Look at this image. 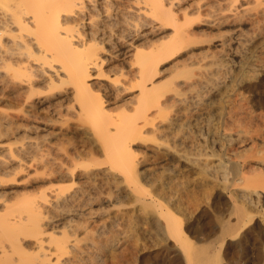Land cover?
<instances>
[{"label":"bare ground","instance_id":"obj_1","mask_svg":"<svg viewBox=\"0 0 264 264\" xmlns=\"http://www.w3.org/2000/svg\"><path fill=\"white\" fill-rule=\"evenodd\" d=\"M262 2L0 0V100L6 101V107H0V134L20 140L17 159L0 157V187L21 172L30 177L31 170L35 179L40 174L51 183L46 189L21 197L16 207L5 200L0 202L4 205L0 208V236L8 239L14 249L32 236L38 250L33 264L100 263L103 225L90 223L94 214L91 193L85 185L72 189L59 185L74 180L75 166L80 165V159L79 163L75 160L77 150L61 148L60 138L68 135L62 128L69 125L73 131L92 135L94 139L88 140L91 138L94 146L102 149L110 172L122 174L128 182L137 176L132 146L137 139L148 136L175 151L186 165L195 167L204 183L210 184L207 188L214 192L209 209H203L197 217L196 242L190 239V232L174 210L173 189L166 195V207L147 200L148 209L151 206L158 213L156 223L164 229L163 238L171 252L167 264H264V100L246 99L242 93L229 96L228 92L216 116L218 125L212 127L210 117L203 124L200 121L205 120L201 110L207 107L202 99L211 90L215 74L210 78L208 74L204 82H174L171 79L178 73L164 77L159 75L162 69L158 70L164 60L192 50L202 41L200 37L206 31L199 25L219 27L233 21L238 23L237 32L252 6ZM234 37L239 36L236 33ZM224 43L220 39L212 44L223 47ZM194 54H186L190 63H194ZM39 123L43 127L56 124L58 128L29 135L30 131L38 132ZM18 132H23L20 137ZM211 135L221 136L219 146L227 152L215 165L206 159L199 161L200 155L207 156L204 145L209 147ZM27 154L31 155L29 162L24 158ZM91 173L80 174L81 179L89 180ZM143 196H138L139 201L146 200ZM221 196L226 198L222 199L224 203L219 200ZM62 211L78 221L71 222L59 235L48 233L45 237L48 226ZM158 215L163 216L162 221ZM89 223L95 230L86 237H77ZM5 254L1 249L0 259ZM126 261L128 264L130 260Z\"/></svg>","mask_w":264,"mask_h":264},{"label":"rangeland","instance_id":"obj_2","mask_svg":"<svg viewBox=\"0 0 264 264\" xmlns=\"http://www.w3.org/2000/svg\"><path fill=\"white\" fill-rule=\"evenodd\" d=\"M261 4L257 5L256 7L252 6L253 11L252 10H249V12L247 11L248 12L247 17L245 15L246 18L244 17V21L242 20V23L240 22L241 26L240 25L239 26L241 28L240 30L238 29L239 31L237 30V32H236V29H237L236 25L238 23L237 22L233 23V21L232 23L229 22L224 25H220L219 27L218 26L209 27L210 29L204 27L203 25L202 26L199 25V29L201 28L202 30L203 28H205L206 33L204 31L205 34L200 37V40L202 41H200L198 44H195V47L193 46L194 48H192V50L190 48L191 51L188 49L189 52L194 51V53L195 52L197 53V54H194L196 55L194 57L197 58L201 56V58H197V59L192 57V62H193V59H195L194 63H190L188 57L186 58V56H188L186 54L189 53L186 49L182 53L179 54L180 56L177 55L178 57L177 56L171 57L169 59L164 60L163 62L159 64L158 70L162 69V72L160 71L159 75L162 74V76L168 77V75L178 73L171 79L174 82L175 81L176 82H180V81L181 82H194L195 80H196L195 82L197 81L204 82L206 78L208 77L210 78L211 75L214 76L213 74H215L214 77H211V80H212L211 82H213V85L210 87L211 90L208 91L203 96V99H202L204 102V105H206L207 107L204 106L203 110H201V112L203 113L201 117H203L202 119L205 118V120H201L200 123L202 121L206 122L207 121L206 118L208 119L210 117L212 120L210 119L209 122L210 124H213L212 127H215L218 125L217 117L221 111L220 104L223 102L224 100L223 98L228 96V92L230 93L229 96L233 94H239V95L243 94V96L246 99L248 98L250 100H255V99L264 100V17H262L264 15L261 14L262 12H264V11H261V10H264V2H262ZM260 6H261V9L258 8ZM232 9H234V7H232ZM258 11H260L261 13H259ZM230 12L232 13L233 11L231 10ZM256 12H258L259 14L257 13V15H255ZM249 16L251 17L248 18ZM206 29L207 30L209 29V30L207 31ZM234 29H235V32H233ZM207 32L208 34H210L211 37L207 35ZM236 33H237V36L239 37H234L236 36ZM209 38L211 40L206 41V39H209ZM220 39L225 42L224 46L215 47L214 45ZM214 42L215 44H212ZM237 42H239L240 44ZM210 47L211 49H209ZM221 48H224V50L223 49L221 50ZM215 49H218V50H215ZM202 55H205V56H202ZM180 57H182L183 61L180 59ZM187 59L188 61H186ZM198 59H201V60L198 61ZM174 60H176L177 62ZM177 63L179 67H177ZM179 63L181 64L179 65ZM169 70H171V72ZM163 71L164 73L167 71L169 72V74L167 72L164 74ZM201 76H203L204 79L201 78ZM199 78L201 79V81ZM0 102H1L0 107L2 106L5 108L6 101H3L1 99ZM3 103L5 105H3ZM205 111H208V112H205ZM211 113L214 114L213 116L214 118L216 116L217 117L213 119L211 116L212 115ZM56 124L46 125L45 127H43V125H40L39 123L41 127L37 130L38 132L30 131L32 133L29 132L30 134L29 133L28 134L31 136L32 135L35 136L38 133V135H40L42 133L44 134V132L46 133V131H49L50 129L53 130L54 132V129L56 130V128L59 127V123L56 122ZM55 125L58 127H56ZM51 127H53L54 129ZM69 128H71L70 131H68ZM40 129L42 131H40ZM73 130L74 129L72 127H69V125L63 126L62 131L67 132L69 136L68 135L64 137L61 136L63 138H60V139L61 140L68 139L69 141L64 140L65 142L66 141L67 142L63 143V140L62 141L60 140L62 142L61 148L66 151L69 150V152H74L75 150H77L78 153L81 152V154L79 153L80 155L77 153L78 157L75 156V160L76 161L78 160L77 162L79 163V159H80V165L82 163L84 166L83 165L80 166L79 164L75 166V174H76L75 177L77 179L74 177V180H71V181L66 180L65 182H59L62 184H59L58 182L56 183H58L59 185H61L63 188H66V189H72V188L85 185L86 187L85 186L84 187L91 193V198H93L91 199V202H93L91 203V208L94 214H93V217L90 223L94 222L91 224L92 226L93 225H99V226L103 225L101 227V229L103 228L101 230L102 237L100 238L102 240V248H101L102 254H101V261L99 264H126L127 263L126 260H130L128 264L129 263L130 264H167L166 261L171 255V252L168 247V244L165 242V238H163L164 229L160 228V225L157 224L155 221L158 213L156 212V209H154L151 206L149 207L150 209L149 211L148 201L151 202L155 200L157 202H161L159 204L166 207L168 206L166 198L169 194L172 193V189H173L172 195L175 198L174 204L176 203L175 205H173V207H175L174 210H176V213L181 216L183 225L188 229L187 233L190 232L188 234L190 239L193 241L197 237V233L195 229L197 227L196 225L197 217L201 214L203 209H209L208 205L211 201L214 191H211L209 190L210 188H207V187H211V186H208L210 184H206L207 183L206 181L204 183L202 178L197 174V172H195L196 169L194 166L186 165L185 160H183L182 157H179V155L176 154L175 151H173L170 148H166L164 144L158 145L155 141H152L148 136H146L143 139H137L135 141V144H133L132 146V149H134V152H135L134 160H135V163H137V165L135 166L137 176H136L135 181L130 180L128 182V180L124 179L122 174L117 173V172H110L109 170L110 165L108 161L105 159V157L102 155V149L96 144L94 146L93 143L95 142L92 140L94 139L92 135L86 132L79 133ZM213 131H215V129ZM22 133L23 132H18L17 135L20 137ZM17 135H15L14 137H18ZM211 136H214V137H211ZM211 136H208V141H207L209 142V145L207 143V146L209 147H206L204 145L205 147L204 149H206L205 152L207 153L206 154L207 156H205L204 154L200 155L199 161L202 163L203 161L207 160L209 164L215 165L216 163H218V159L220 158L224 159L226 157L227 152L223 150L224 148L222 147L220 148L219 146L220 145L219 139L221 136L219 135H216V136L211 135ZM89 137H91L92 139L90 138L88 140ZM82 138L84 139V141ZM17 139L18 138L15 139L13 137L6 138L4 134L3 135L0 134V157H5L7 155V158L17 159L16 151H18L19 149L18 146L20 145V142H19L20 140H17ZM211 139H213V141H211ZM214 139L215 141L217 140V142H215ZM81 140L82 142L88 141V143L90 142V144H88L87 142H85L86 145L84 143L82 144ZM211 142H213V145ZM210 143H211V146L213 147L210 146ZM83 145H84V148H83ZM76 146L79 147L80 149L76 148ZM96 146L98 147V149ZM166 149H169V150H166ZM90 151L93 153L89 154ZM209 153L211 154L209 155ZM29 156L31 155L27 154L24 157L25 160L28 159L27 160L28 162L30 158ZM31 168L33 169L34 167H31ZM171 168H172V171H171ZM32 171L33 170L29 172L31 173L29 175H31L30 177L33 179L26 176L27 172L24 171V172L17 174L14 177V179L9 180L8 182L4 183V185H1L0 192L1 191L5 192L4 193L5 195L2 192H1L2 194L0 193V196H2L0 198V202L5 200V201H8L6 203L10 204L11 207L12 206L16 207L18 205L17 203L19 202L21 197H23L24 195L35 194V192L37 193V190H40L43 188L46 189V187H48V185L51 184V183H47L46 178L44 177L45 178L44 179L40 174H37L38 176L35 179V177L33 176L34 171L33 172ZM91 171H92L91 173L92 178H90L89 180L84 179V178L81 179L82 175L80 174L86 173V172L90 174ZM34 179L36 181H34ZM206 179L209 180V176H207ZM87 181H90V183ZM134 183H136L137 186ZM137 183H139L140 186ZM166 187L168 188L166 189ZM134 189L136 190L138 195L136 194ZM93 194H95L94 197H92ZM140 194L141 196L145 195L143 196L146 198L144 202L141 200L139 201L138 196H140ZM224 198H225L224 196H221L219 200L224 203V201H222V199L226 200V198L225 199ZM141 202H143V204ZM1 205L2 203H0V208L4 206L2 205L1 207ZM62 212L59 213L60 215L58 214L59 217L55 218L54 220L55 222L53 221V223H51L48 226L46 230L47 234H45V237L48 235V233L59 235L61 231L69 228V225L71 222L73 223L74 221L76 222L77 220L76 217L69 216L71 214L69 213L67 214L66 211H62ZM154 214L156 215L154 216ZM158 217L162 221L163 216L158 215ZM90 223H89L87 230L78 231L79 234H77V237L79 238L86 237L88 235V232L91 233L93 231L92 229L95 230V228H90L92 227ZM154 224H155V227L157 226V228L161 230L155 228ZM186 224H188L189 226ZM84 231L85 233H82ZM190 234L192 235L190 236ZM193 234H196V235H193ZM7 241L10 242L8 239H5L0 236V250L4 249L6 252L5 257L3 259H0V264H5V263L6 264H33L38 250H36L37 246L32 236L26 237V239L22 243L23 245L21 246L23 248L16 247L14 249L15 246L14 245L12 246ZM103 241H105V244L103 243ZM194 241L196 242V240ZM125 250L126 252H124ZM122 254L123 256L120 257ZM124 254H125V257H124ZM127 254L129 257L126 256ZM122 258L123 259L125 258V259L123 260ZM9 261L11 262L9 263Z\"/></svg>","mask_w":264,"mask_h":264}]
</instances>
